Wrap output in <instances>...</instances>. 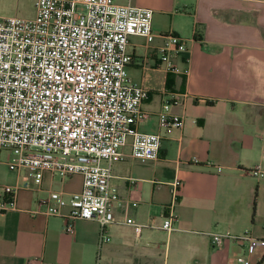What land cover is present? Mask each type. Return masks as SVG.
Wrapping results in <instances>:
<instances>
[{
    "label": "crops",
    "instance_id": "crops-1",
    "mask_svg": "<svg viewBox=\"0 0 264 264\" xmlns=\"http://www.w3.org/2000/svg\"><path fill=\"white\" fill-rule=\"evenodd\" d=\"M115 2L152 9L154 33L186 42L187 51L172 58L177 70L166 72L156 48L161 37L150 44L129 38L128 77L150 93L137 128L163 134L159 157L113 165L110 186L119 199L101 243L98 221L75 219L68 233L63 217L38 204L50 191H78L81 180L69 186L45 171L36 184L23 169L10 170L1 150L0 191L18 190L15 209L0 213V264H243L244 242L216 247L210 235L264 239V175L254 173H264V0ZM171 97L184 124L164 133L158 112ZM167 215H174L171 230L162 228ZM128 218L142 225L139 235ZM252 262L264 264L263 248Z\"/></svg>",
    "mask_w": 264,
    "mask_h": 264
},
{
    "label": "built area",
    "instance_id": "built-area-1",
    "mask_svg": "<svg viewBox=\"0 0 264 264\" xmlns=\"http://www.w3.org/2000/svg\"><path fill=\"white\" fill-rule=\"evenodd\" d=\"M34 7L31 18L0 16V151L9 150L10 170L23 169L36 184L45 171L60 179L79 174L78 191H50L38 204L47 215L63 217L68 233L75 219L98 221L102 243L119 199L110 186L113 165L127 157L158 159L163 138L137 128L147 116L141 105L150 93L128 77L129 38L141 36L150 44L161 37L156 48L166 72L177 70L172 58L187 51L186 42L154 33L152 9L115 0H35ZM175 103L164 99L158 112L164 133L183 127L184 117L171 111ZM179 185L175 180L173 200ZM17 190L1 186L0 213L15 209ZM173 220L167 215L162 228L171 230ZM126 221L139 235L142 225ZM227 239L245 243L243 264H256L252 256L264 249V239L248 233L210 235L216 247Z\"/></svg>",
    "mask_w": 264,
    "mask_h": 264
},
{
    "label": "rangeland",
    "instance_id": "rangeland-1",
    "mask_svg": "<svg viewBox=\"0 0 264 264\" xmlns=\"http://www.w3.org/2000/svg\"><path fill=\"white\" fill-rule=\"evenodd\" d=\"M35 0H4L0 3V16H19L24 18H31L35 14L34 7ZM78 9L83 10L84 8L79 5ZM6 156L11 157L9 150L2 149L1 157L5 158ZM63 180L69 186L77 185L81 180L79 174L73 175L71 177H66Z\"/></svg>",
    "mask_w": 264,
    "mask_h": 264
}]
</instances>
